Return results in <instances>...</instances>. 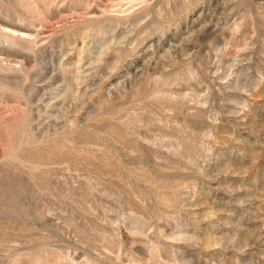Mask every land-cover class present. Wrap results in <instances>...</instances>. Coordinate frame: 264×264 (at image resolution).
<instances>
[{"label": "rangeland", "instance_id": "obj_1", "mask_svg": "<svg viewBox=\"0 0 264 264\" xmlns=\"http://www.w3.org/2000/svg\"><path fill=\"white\" fill-rule=\"evenodd\" d=\"M0 264H264V0H0Z\"/></svg>", "mask_w": 264, "mask_h": 264}]
</instances>
